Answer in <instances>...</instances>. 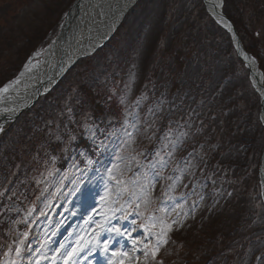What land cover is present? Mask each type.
<instances>
[{
  "label": "trees",
  "instance_id": "trees-1",
  "mask_svg": "<svg viewBox=\"0 0 264 264\" xmlns=\"http://www.w3.org/2000/svg\"><path fill=\"white\" fill-rule=\"evenodd\" d=\"M0 1L3 3L0 8L1 84L16 73L30 53L54 35L73 0ZM141 1L143 5L147 0ZM239 2V8L234 5L229 9V0H224V12L236 21L238 30L252 31L253 36L256 26L264 24V0ZM178 4L184 10L171 12L169 21L162 10L164 5L152 9L160 15L152 30L153 40L142 50L135 85L140 88L144 82H150L149 100L154 106L157 135H181L180 145L173 148V157L175 160L186 155L191 160L187 172L184 171V182L201 175L208 193L204 201L219 202L215 208L199 209L196 219L182 229L185 235L179 240L181 250L175 249L174 261L172 258L167 262L253 264L255 254L260 251V232L254 227L259 222L255 220L253 204L245 196L250 188V168L260 153L262 128L256 117L241 107L238 87L242 79L234 72L238 60L228 36L210 20L204 28L213 36L204 34L203 26H198L192 18L193 9L187 0ZM168 22L170 29L166 26ZM242 39L247 42L244 35ZM254 39L263 40L264 45L263 33ZM257 47L248 45L254 51ZM228 54L233 60L222 59ZM97 60L94 56L82 61L75 67L79 71L74 84L70 77L75 68L34 108L6 128L0 144V149L8 150L3 172L8 173L13 160L23 164L34 161L35 152L40 149L58 150L55 144L64 137L61 127L65 117L76 128L70 112L66 116L64 113L70 101L75 118L85 109L103 112L110 108L107 107L108 92L94 79L95 72L90 73L99 67ZM95 92L102 94L95 95ZM174 160L170 167L174 166Z\"/></svg>",
  "mask_w": 264,
  "mask_h": 264
},
{
  "label": "rangeland",
  "instance_id": "rangeland-1",
  "mask_svg": "<svg viewBox=\"0 0 264 264\" xmlns=\"http://www.w3.org/2000/svg\"><path fill=\"white\" fill-rule=\"evenodd\" d=\"M154 1L155 0H150L148 3L146 1V3H147L146 8L142 9V8H140L141 6H139L135 9V11H133L130 14L131 16L129 18V21L126 22L118 30L117 35L115 36L110 47H117L120 49L121 48L124 49L130 45V42L132 40L138 39L139 32H140L139 28L141 27V24L143 22H147L150 25L152 24V19L147 20V17L152 15L151 9H150V5H152V4H149V3L150 2L153 3ZM160 1H162L164 3L165 10L168 13H170L173 9H175L176 6H178V7L175 10H178V11H179V9H180V11L182 10V6L178 5L180 0H160ZM72 3H73V1L69 3V6L67 9H69L72 6ZM232 3H234V2L232 1ZM194 4H195V8L193 11V17L192 18H194L198 22H201L202 26L205 27L209 23V21H208L209 18H207L205 11H204V8L199 3L198 0H195ZM2 5H3V3L0 1V8H3ZM139 11H141V12H139ZM136 13H138V14L136 15ZM246 15H247V13H246ZM247 18H249V16ZM154 21L156 24L157 18ZM154 21H153V23H154ZM246 22L249 23L248 20ZM256 31H258V37L260 38L261 33L264 34V24H262V23L258 24L256 26ZM53 33L55 34V32H53ZM251 41H256V40L253 39ZM41 51L37 52V53L40 52L38 59L41 57ZM38 59L35 60L36 63L39 61ZM263 60H264V56H263ZM78 71H79V68L74 69L72 74H71L70 79H75ZM9 73H10V71L8 72V74ZM255 185H256V183H255V179H254V174H252L250 177V192L251 193L255 192V189H256ZM90 203H92V202L90 201ZM95 207H96V205H92V207L87 209L86 211H82V210L78 209V213H77L78 222L76 225L77 234L75 235V238L70 243H68L66 247L64 246V247L60 248L57 246L55 248H52V250L48 253L49 259L51 258L50 264H64V257L67 255L68 252H70L72 250V248L74 246L77 245L78 242L83 246L81 247V250L75 256L72 257V259L69 261V264H82V262H85V264H95L96 260L94 259V257L92 258L91 256H93L94 253H97V254L102 255V256L104 255L100 252V250L98 248L93 251L91 248V245L86 243L87 241L91 240V238L93 237V235L96 231L95 224L98 221L96 220V218H94ZM81 222H82V224L78 226V224ZM124 226L126 228V232L131 233L133 231V223H129V224L125 223ZM137 234H138V232H137ZM108 239H111V243H114V245H117V247L114 248L113 251L119 250L121 252L128 253V255L124 256V257H120V256L112 257L111 256L110 259L116 261V264H120V261H123L124 264H142L144 262V261H142V259L144 257V250L141 248L143 243H141L140 246L136 245V250L135 251L133 250L132 239L135 240V235H132L131 239H129L128 237H126V238L120 237V236H116L115 234L108 235L104 231L99 236L100 242H103L104 240H108ZM108 247L110 248L111 246H108ZM110 249H109V251H110ZM163 252H164L163 255H165V256L171 255L170 252L168 251V249H165ZM44 254L45 253H43V255Z\"/></svg>",
  "mask_w": 264,
  "mask_h": 264
},
{
  "label": "bare ground",
  "instance_id": "bare-ground-1",
  "mask_svg": "<svg viewBox=\"0 0 264 264\" xmlns=\"http://www.w3.org/2000/svg\"><path fill=\"white\" fill-rule=\"evenodd\" d=\"M85 1L88 2V6H85ZM85 1L80 8L81 12L78 13L79 15L76 25L75 23L73 24L74 31L71 33V35L74 36V39L76 41H73L72 43L71 52L68 55V58L70 59L78 54L85 52L86 49H83L84 47H92V45L88 46L86 43L91 40H93V42L97 41L100 34L102 35L103 32L107 29L104 20L105 8H109V10L119 9L121 6H124V4L127 3V0ZM205 3L207 9L221 22L219 16L220 0H205ZM116 11L117 10H115V12ZM98 24H100V27H98L96 31L93 32V28ZM223 24L226 23L223 22ZM85 32H87L90 37V40H86L88 41L86 43H84ZM98 32L100 34H97ZM58 48V41H52L51 44L45 49L42 59L38 63H28L26 65V68L22 71L21 75L16 79V81L13 84L7 86L8 90L0 91V111L7 110L9 112L17 109L21 105L22 100H24L23 98L28 95V93L31 92L39 84V82H42V78L48 76L47 73L51 71V68L53 67L57 59L59 53ZM252 68H254L253 64ZM261 168L264 170V151L262 155Z\"/></svg>",
  "mask_w": 264,
  "mask_h": 264
},
{
  "label": "snow or ice",
  "instance_id": "snow-or-ice-1",
  "mask_svg": "<svg viewBox=\"0 0 264 264\" xmlns=\"http://www.w3.org/2000/svg\"><path fill=\"white\" fill-rule=\"evenodd\" d=\"M7 90H8L7 87H5L3 89V91H7ZM2 130L3 129L0 128V131H2ZM126 135H128L129 137H131V133H127ZM125 143L126 144L127 143H130V141H126ZM169 155H171V153H169ZM118 159H119V157H118ZM133 159H134V157H133ZM164 163L165 162H163V161L161 162V167L162 168L164 166ZM114 168H118V166H115L114 165ZM159 174H161V173H158V175ZM109 175H110V178L113 179L114 182H115V184L117 185V188H116L117 197H116V199L118 201L119 200V197H120V195L122 193L129 191L128 186H127L128 185V182H126L125 180H123L121 177H117V176L112 175V170L111 169L109 170ZM145 179L147 180L146 174H145ZM169 179H172V178L169 177ZM150 183L151 182L148 181L146 184L140 186V191H141L142 194L145 193V191H146V189H147V187H148V185ZM131 195L133 197L138 198L135 191H132L131 192ZM107 196H108V193H106V196L105 197H102L101 199L104 200V199H106ZM128 206H131V204L129 203ZM136 206L139 207V204H137ZM123 207L124 206L122 205L121 206V209H109V211H111V212L114 213L116 211H121L123 209ZM185 215H186V213H185ZM121 218L122 219H127V213H125V215L123 217H121ZM107 220H108V217L106 216L105 217V220L103 222H99V221L96 222V224H95L96 231H95L93 237L91 238V240L86 242L87 244H90L91 245V248H92L93 251L98 248L100 250V252L102 254H105V255L108 254V251H109L108 246L111 243V239L104 240L103 242H100L99 236L101 235L102 232L107 231L109 233H115L116 236H120V237L127 236L129 239H131V233L126 232V231H121V229L119 227H116V226L106 227L105 225L107 224ZM133 223H135V221H133ZM142 227H145V226L142 225ZM171 229H172V225L171 224H168V225H165L164 226L165 236H166V232L167 231H171ZM145 231L147 232V227H145ZM26 235H27V233H25V236ZM21 243H22V241H21ZM138 243L139 242L137 240L132 239V244H133V250L134 251L136 250V245ZM162 243H167V239L166 238H160V237H158L157 244L153 247L152 252H151V255H152L153 258L156 257L157 252L159 251V245L162 244ZM82 246L83 245H81L78 242L77 245L74 246L72 248V250L70 252H68L67 255L64 257V264H69V261L72 259L73 256H75L81 250V247ZM144 247H145V249H147L148 248V245L145 244ZM20 250L21 249H20V246L18 244L16 246V248H15V251H16L17 255H19ZM127 255H128V253L121 252L119 250L112 251V253H111V256L112 257H117V256L124 257V256H127ZM144 255H145V257H147L148 252H145ZM257 259L261 260L262 264H264V257H257ZM13 264H14V262H13ZM108 264H116V261H114L112 259H109ZM120 264H124V262L123 261H120Z\"/></svg>",
  "mask_w": 264,
  "mask_h": 264
},
{
  "label": "water",
  "instance_id": "water-1",
  "mask_svg": "<svg viewBox=\"0 0 264 264\" xmlns=\"http://www.w3.org/2000/svg\"><path fill=\"white\" fill-rule=\"evenodd\" d=\"M83 0H76L75 2H74V4H73V6H72V8H71V10H70V12H69V14H68V16L66 17V20H65V22H64V24H63V26H62V30H61V35H60V37L62 38V45H64L65 44V39L67 38V35L69 34V32H70V30L72 29V26H73V24L75 23V25H76V23H77V18H78V13H80L81 12V7H82V4H83V2L85 1H83ZM86 3V5L85 6H88V2L87 1H85ZM115 12V11H114ZM114 12H112V14L114 13ZM74 28V27H73ZM60 65H59V67H58V73H57V75L55 74L54 76H53V80L51 81L52 82V84L51 85H53V83L62 75V73L64 72V70L66 69V67H64V65H63V63H62V60H60ZM56 79V80H55ZM50 85V86H51ZM49 86V87H50ZM48 89V88H47ZM44 91H42V90H37L36 92H33V94L29 97V99L26 101V103H25V106L24 107H28V106H30L37 98H38V96L40 95V94H42ZM23 107V108H24ZM22 108V109H23Z\"/></svg>",
  "mask_w": 264,
  "mask_h": 264
}]
</instances>
